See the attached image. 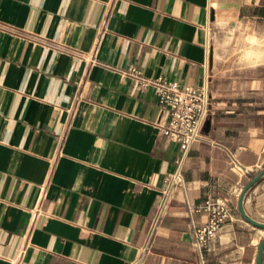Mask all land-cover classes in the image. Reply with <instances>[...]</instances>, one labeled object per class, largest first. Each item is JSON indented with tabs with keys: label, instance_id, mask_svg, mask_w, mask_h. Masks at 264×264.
Here are the masks:
<instances>
[{
	"label": "crops",
	"instance_id": "1",
	"mask_svg": "<svg viewBox=\"0 0 264 264\" xmlns=\"http://www.w3.org/2000/svg\"><path fill=\"white\" fill-rule=\"evenodd\" d=\"M210 14L264 38V0H0V264L138 258L179 144L153 88L116 69L201 85ZM263 55L230 70L210 53V112L141 264H256L264 228L239 202L264 169ZM208 195L233 215L200 249ZM243 207L264 222V175Z\"/></svg>",
	"mask_w": 264,
	"mask_h": 264
},
{
	"label": "built area",
	"instance_id": "2",
	"mask_svg": "<svg viewBox=\"0 0 264 264\" xmlns=\"http://www.w3.org/2000/svg\"><path fill=\"white\" fill-rule=\"evenodd\" d=\"M206 29L209 37L211 14ZM206 50L207 59L205 61L204 79L202 84L198 86L181 85L176 80H168L162 76H147L136 65H131L125 69H116L120 72L123 80L132 78L138 89L153 88L158 104L168 109L170 115L162 130L179 144L175 169L167 176L161 201L150 220L145 239L140 246V254L130 264H141L145 256L152 251L154 241L171 204L173 192L178 188L185 187L183 166L193 144L200 138L210 112V38L207 40ZM231 164L234 168L244 169L232 154ZM198 210H204L207 219L204 225L194 228V243L200 249H209L221 227L232 218L233 208L224 198L217 195H208L204 203L198 207Z\"/></svg>",
	"mask_w": 264,
	"mask_h": 264
},
{
	"label": "rangeland",
	"instance_id": "3",
	"mask_svg": "<svg viewBox=\"0 0 264 264\" xmlns=\"http://www.w3.org/2000/svg\"><path fill=\"white\" fill-rule=\"evenodd\" d=\"M260 49L264 52V38L247 31L245 27L229 25L220 19L211 22L210 50L214 62L221 69L236 70L240 64L255 63L257 50ZM211 73L210 70V76Z\"/></svg>",
	"mask_w": 264,
	"mask_h": 264
},
{
	"label": "water",
	"instance_id": "4",
	"mask_svg": "<svg viewBox=\"0 0 264 264\" xmlns=\"http://www.w3.org/2000/svg\"><path fill=\"white\" fill-rule=\"evenodd\" d=\"M263 175H264V169H262L256 175H254L252 177L251 181L244 188V190H243V192L241 194V197H240V202H239V209L242 212V214L245 217V219H247L249 222L253 223L254 225L262 227V228H264V222H261V221H258L256 219L252 218L251 216H249L245 212V209L243 207V199H244V196H245L247 190L249 188H251L254 185V183L256 181H258ZM263 254H264V238L262 239V241H261V243L259 245L256 264H262L263 263Z\"/></svg>",
	"mask_w": 264,
	"mask_h": 264
}]
</instances>
